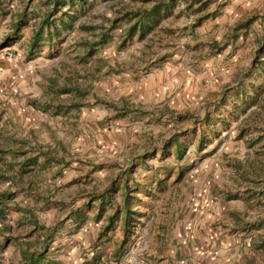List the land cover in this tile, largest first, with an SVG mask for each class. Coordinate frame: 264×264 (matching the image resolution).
I'll return each instance as SVG.
<instances>
[{"label":"rangeland","instance_id":"1","mask_svg":"<svg viewBox=\"0 0 264 264\" xmlns=\"http://www.w3.org/2000/svg\"><path fill=\"white\" fill-rule=\"evenodd\" d=\"M154 1L88 0L78 14L75 28L67 34L64 32L62 41L55 42L51 49L41 47L32 62L35 66L29 68H37L42 80L38 86L42 90L45 86L46 97H54L64 107L61 134L58 144L55 143V149L61 152V204L53 207L55 210L49 205L44 211L34 213L38 225L53 227L48 254L63 264H82L86 254L89 259L92 257L93 249L79 231L82 225L75 227L67 218L69 210L82 199L85 203L87 195L101 192L102 181H111L118 172L117 166L125 167L137 161L134 157L145 152L152 154L156 149L132 174L141 191L134 195L143 199L133 209L147 212L159 204L162 210L158 211L164 214L167 213L164 201L175 207L181 195L182 210L187 212V205L192 210L199 209L211 198L214 207L200 219L219 223L230 231L248 228L254 229L252 233L258 236L264 235V226L250 227L264 220L263 142L249 145V137L255 134H248V130L240 132L252 122L246 120L248 114L254 109L261 111L260 105L253 103L246 111L242 107L231 108L234 114L221 110L227 121L223 125L215 124L220 135L213 138L207 130L209 140L200 150L198 137L191 130L195 124L176 116L187 110L202 115L205 99L229 81L236 69L249 64L252 40L262 27V19H257L247 32L242 30L235 41L229 39L222 50H216L212 41L222 42L231 27L246 16L264 17V0H206L202 9L199 2L190 6L188 0H174L167 15L143 37L135 33L126 38L125 30L131 20L111 22V18L122 13L118 9L123 4L133 9L149 8ZM50 7L48 0H3L0 24L3 22L8 28L23 9L29 24H33L32 15H42ZM206 13L212 16L197 23L196 17ZM79 23L91 29L77 26ZM30 36V28H22L23 40L11 48L21 56L16 64H9L4 58V49L0 51L17 77L22 67H28L22 51ZM51 50L55 56L49 55ZM25 104L36 110L31 103ZM125 107L131 111L120 116ZM251 116L249 119L258 117ZM173 133L182 134L181 139L187 144L181 159L173 152L161 155L159 150ZM157 179H162L161 190L156 186ZM22 181L20 176L14 179L19 184ZM130 185L133 186L131 181ZM4 188L0 180V191ZM144 189L152 194L145 196ZM114 197L119 194L115 193ZM20 217V213L9 211L5 220H0V250H3L0 260L14 255L17 260L13 261L19 264L30 250L38 248V240L42 241L45 236L46 231L33 230V224L21 222ZM7 235L20 238L11 240L9 245L6 242L2 248ZM112 244L111 241L105 245L108 246L101 253L104 259L105 253H113ZM151 245L150 240L138 233L121 262L146 264L154 253ZM260 259L264 263V255ZM155 260L159 262L160 258ZM105 262L101 264L110 263L109 259Z\"/></svg>","mask_w":264,"mask_h":264},{"label":"crops","instance_id":"2","mask_svg":"<svg viewBox=\"0 0 264 264\" xmlns=\"http://www.w3.org/2000/svg\"><path fill=\"white\" fill-rule=\"evenodd\" d=\"M16 20H12L8 28L1 22L0 51L7 47L13 48L23 40L22 28L29 27L31 36L22 51L24 59L28 61H26L28 67L22 64L25 67L21 68L18 77L14 76L13 68L2 59L0 53V180L4 182L5 187L0 193L11 194L6 202L9 208L6 211L4 207L0 208V212L4 209L3 214L6 216L7 212L16 211L20 213V221L27 223L38 218L35 214L30 217L31 212L44 211V206L47 208L49 205L52 206V210H55L53 207L61 204L59 196L61 152L60 149H55V143L58 144L61 134V114L64 113V107L63 102H58L54 97L53 99L46 97L45 86L43 90L38 86L42 80L39 79L37 68L29 69L35 66L32 63L33 59L41 50L33 49V53L30 54V41L35 22L29 24L30 19L27 18V24L19 32H15ZM55 42L60 41L54 40L52 45ZM54 52L51 50L48 53L55 56ZM49 88L53 90L52 87ZM13 91H16V94H13ZM59 92L63 91L59 90ZM26 102L34 105L36 110L29 114L22 112L21 107ZM117 168L119 170V166ZM18 175L23 179L21 184L14 182V179L19 178ZM110 182L109 180L102 181L104 188L109 186ZM116 193L119 197L115 199L120 202L121 191ZM139 198L143 202V199ZM183 200L180 195L175 207L165 200L163 206L167 213L164 214L158 211V209L162 210L159 204L152 206L151 211L147 212L134 209L143 214L138 218L140 224H137L136 233L151 241V250L154 252L152 258L147 259L146 264H181L184 262L186 264H264L260 259L264 255V250L253 245L258 234L252 233L254 229L245 228L243 231L240 229V232L230 231L224 225L207 221L205 218L200 219L203 213L208 215L207 211L214 207L211 205L213 203L211 198L204 207L199 209L192 210L187 205V212L182 210ZM83 202L84 199L72 208L78 207L86 215V221L82 226L80 225L79 231L83 232L84 240L92 244L93 248V240L96 239L99 229L107 223L108 217L113 213V206L105 204L100 210L99 200L93 201L88 206H84L86 202ZM95 207L97 209L92 216L90 214ZM216 213L218 214L217 207ZM77 214L78 212L75 215ZM75 215L69 220L73 226L77 227L73 222ZM122 228L123 225L119 222L117 228L109 233L110 240L101 241L96 249L104 252L105 247L108 246L105 245L111 241L113 248L118 246L122 238ZM115 235L116 238H114ZM10 243L12 242H8V245ZM129 244L131 243L123 247L125 251ZM1 251L3 250H0V255ZM93 251L94 249L91 250V254ZM174 251L177 253L173 254ZM105 255L110 262L107 264H124L121 262L123 254L117 260L112 253L110 255L105 253ZM100 257L97 264L104 263L106 260L102 255ZM155 258H160V261L158 262ZM13 260L17 258L11 255L5 261L0 260V264H16Z\"/></svg>","mask_w":264,"mask_h":264},{"label":"trees","instance_id":"3","mask_svg":"<svg viewBox=\"0 0 264 264\" xmlns=\"http://www.w3.org/2000/svg\"><path fill=\"white\" fill-rule=\"evenodd\" d=\"M1 2H3V0H0V3ZM198 2L199 5H201L199 9H202L207 4L206 0H188L190 6H192L193 3ZM87 3L88 0H48V4H50L51 7L47 11L42 15H32L35 21V27L30 41V54L33 53V49L37 48L40 50L43 46H47L51 49L54 40L62 41V34L64 32L67 34L75 28V21L79 16L78 14L79 12H82L83 6ZM173 4L174 0H155L149 8L137 9L129 7L128 4H123L122 7L118 9L120 10L119 12L122 10V13L119 16L116 15L111 18V22L117 24L121 19H126L127 21L131 20L132 23H130L125 30L126 38L128 39L132 37L135 33L140 37H143L150 29L155 27L164 16L167 15ZM25 9L27 10L28 6H25ZM25 9L18 14V19L14 25L15 32H19L28 22L26 21L27 15ZM210 14L211 13H206L196 17V22L200 23L203 19L209 18L212 16ZM259 18L262 19V27L252 40L253 44H251V59L249 64L243 68L236 69L229 81L222 84L219 90L213 91L210 96L205 99L202 107V115H198L194 111L188 110L182 114L176 115L179 118H188L195 124L191 130L193 134L198 137L197 146L199 150L204 147L206 141L209 140L207 130L213 134V138H217L220 135L215 124L220 123L223 125L227 121L221 110L225 109L234 114L231 108L239 109L242 107V111H246L253 103L260 105L261 111L256 109L252 110L248 114V119L246 118V120L252 122L250 125L242 127L240 132L248 130V134H255V136L249 137V145H253L254 142L259 141L263 142L262 146L264 147V17L258 16L257 14H251L238 20L228 33L222 37V42L216 40L212 41V46H214L216 50H222L227 45L229 39L235 41L241 34L242 30L247 32L252 24ZM77 26L91 29L88 26L85 27V25L81 23ZM230 103L232 105H230ZM130 111L131 109L125 107L120 111V116H125L129 114ZM253 114L258 117L256 119H249ZM181 136L182 134L180 133H173L169 138L165 139L159 148L161 155L173 152L177 159H181L187 149V144L184 143ZM169 147H172V150H169ZM156 151L158 150L156 149ZM156 151L152 154L150 152L140 154L134 157L137 161H132L125 167L119 166V170L111 180L109 186L105 187L97 194L87 195V201L84 206H88L93 201L99 200L100 210L103 209L105 204H110L113 206V213L108 217L107 223L99 229L96 239L93 240L94 251L91 259H89L86 254L82 264H97L98 260L101 258V253H103L96 249L98 243L110 240L109 233L117 228L119 222L123 225L122 238L118 242L119 245L114 248L112 253L115 259L117 260L121 257L125 251V248H123L124 246L134 241V238L137 236V224H140L138 218L143 214L136 212L133 209V206L140 205L142 200L137 195H134L141 191H139L138 181L132 174L139 163H143L148 156L153 155ZM130 181L133 186L130 185ZM162 184V179H157L156 186L159 190L163 189ZM117 191H121L120 202L114 197V194ZM143 194L149 196L152 193H150L149 189H144ZM10 197L11 194L9 193H0V208L4 207L5 211L9 208L6 202H8ZM45 208L46 207L44 206V209ZM3 211L0 212V220H5ZM77 212L78 214L75 215ZM68 213L69 216L67 218H71V216L75 215L73 222L77 227H80V225L85 223L86 215L80 208H72ZM32 215H34V212H31L30 217H32ZM28 222L33 224V230L39 228L42 233L45 231L46 233L44 234L45 236L42 241L39 242L38 240V248L36 250H30L28 257L19 264H63L61 261L48 254V247L51 244L52 236L54 234L53 227L38 225L39 223L36 219ZM258 226H264V220L261 219L257 223L254 222L250 225L251 228ZM257 237L253 245L256 248L264 250V235ZM4 238L5 239L1 243L2 248L6 242L8 243L14 239L17 240L20 236L7 235Z\"/></svg>","mask_w":264,"mask_h":264},{"label":"built area","instance_id":"4","mask_svg":"<svg viewBox=\"0 0 264 264\" xmlns=\"http://www.w3.org/2000/svg\"><path fill=\"white\" fill-rule=\"evenodd\" d=\"M4 58L9 62V64L14 65L21 58L20 54L12 50L10 47L4 48ZM17 77L16 74H14ZM13 94H16V91H13ZM22 112L31 113L34 109L31 105L24 104L21 107Z\"/></svg>","mask_w":264,"mask_h":264}]
</instances>
